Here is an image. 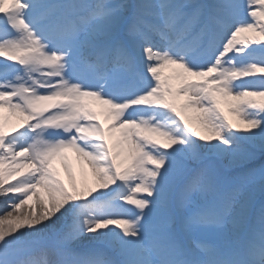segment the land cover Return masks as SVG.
<instances>
[{
    "label": "snow or ice",
    "instance_id": "1",
    "mask_svg": "<svg viewBox=\"0 0 264 264\" xmlns=\"http://www.w3.org/2000/svg\"><path fill=\"white\" fill-rule=\"evenodd\" d=\"M0 58V264H264L206 162L264 150V0H0Z\"/></svg>",
    "mask_w": 264,
    "mask_h": 264
},
{
    "label": "bare ground",
    "instance_id": "2",
    "mask_svg": "<svg viewBox=\"0 0 264 264\" xmlns=\"http://www.w3.org/2000/svg\"><path fill=\"white\" fill-rule=\"evenodd\" d=\"M0 60H4V58H0ZM168 75L171 73V67L168 69ZM91 103V101H89ZM7 111V110H5ZM103 120V117L101 118ZM20 123V121L16 117H9V123L7 126H17ZM107 123V121H105ZM14 124H16L14 126ZM10 130V129H8ZM64 155H68L67 157V163L72 169L73 177L75 178L76 182L78 185H81L85 180L87 182V185H93L95 186V180L91 174V170L88 168L87 164L83 163L76 155V153L72 149H66ZM74 155H76L74 157ZM59 162V169L58 172L60 174V177L62 180H64L65 184L68 185L73 177H70L68 173L65 171L63 165ZM31 202V201H30ZM2 206V205H0ZM1 214V212H0ZM103 241L93 239L89 236H86L81 242L80 245L82 244H88V243H102Z\"/></svg>",
    "mask_w": 264,
    "mask_h": 264
},
{
    "label": "rangeland",
    "instance_id": "3",
    "mask_svg": "<svg viewBox=\"0 0 264 264\" xmlns=\"http://www.w3.org/2000/svg\"><path fill=\"white\" fill-rule=\"evenodd\" d=\"M242 146H241V155L235 160L233 161L232 157H228V158H221V163L222 166L225 170H227L228 173V177L223 174V176L226 178V180L230 183L232 181V178L235 177V175L237 174V169H239V167L246 165V164H250L252 162V160L258 158L255 160V164H257V161L259 164L264 165V150H261L260 147L257 146H253L250 145L246 142H242ZM244 145V146H243ZM247 153H252V155H247ZM252 165V163H251ZM250 165V166H251ZM249 166V167H250ZM235 182V180H234ZM254 182V181H253ZM250 184V183H249ZM259 185H261L260 183H258ZM248 195L250 197H252L254 195L255 189H247ZM3 213L1 212L0 215H2Z\"/></svg>",
    "mask_w": 264,
    "mask_h": 264
}]
</instances>
